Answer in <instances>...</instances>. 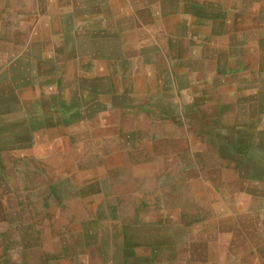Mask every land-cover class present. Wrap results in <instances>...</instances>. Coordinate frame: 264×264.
<instances>
[{"label":"crops","instance_id":"0c3cea01","mask_svg":"<svg viewBox=\"0 0 264 264\" xmlns=\"http://www.w3.org/2000/svg\"><path fill=\"white\" fill-rule=\"evenodd\" d=\"M8 74L71 91L65 132L112 137L91 206L15 264H264V0H0Z\"/></svg>","mask_w":264,"mask_h":264},{"label":"rangeland","instance_id":"374dc122","mask_svg":"<svg viewBox=\"0 0 264 264\" xmlns=\"http://www.w3.org/2000/svg\"><path fill=\"white\" fill-rule=\"evenodd\" d=\"M179 12L203 16L190 8ZM7 77L10 85L0 86V264H15L20 247L42 244L49 227L60 223V213H80L81 191L91 206L93 146L110 145L112 137L108 128L96 136L91 121L82 129L76 118L65 132L55 120L60 106L50 102L69 103L71 91L50 88L44 75ZM111 127L123 131V119ZM76 181H84L80 191L71 184Z\"/></svg>","mask_w":264,"mask_h":264}]
</instances>
